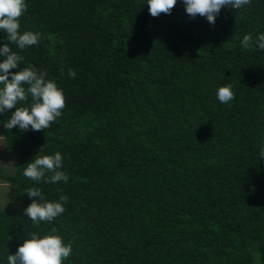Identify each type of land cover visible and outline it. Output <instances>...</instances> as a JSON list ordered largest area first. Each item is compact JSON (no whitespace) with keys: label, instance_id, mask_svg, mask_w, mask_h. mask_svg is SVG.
Masks as SVG:
<instances>
[{"label":"trees","instance_id":"16d2710c","mask_svg":"<svg viewBox=\"0 0 264 264\" xmlns=\"http://www.w3.org/2000/svg\"><path fill=\"white\" fill-rule=\"evenodd\" d=\"M26 4L20 31L40 42L9 46L66 106L38 132L5 129L15 109L0 114L16 153L6 197L18 200L0 210V264L35 232L71 243L63 264H264V50L241 47L264 33V0L222 8L214 26L182 0L156 18L147 0ZM228 84L223 104L216 91ZM43 146L62 154L67 183L23 175ZM30 187L49 202L67 196L65 212L34 224L23 215Z\"/></svg>","mask_w":264,"mask_h":264},{"label":"clouds","instance_id":"9594fccd","mask_svg":"<svg viewBox=\"0 0 264 264\" xmlns=\"http://www.w3.org/2000/svg\"><path fill=\"white\" fill-rule=\"evenodd\" d=\"M250 3L251 0H182L184 11L189 18L204 17L213 26L222 8L238 10ZM176 5L177 0H147L148 11L154 18L161 14L171 15ZM26 10V0H0V31L4 32L6 40L0 47V57H3L0 62V114L15 109L3 125L5 129L18 127L21 132H38L50 127L62 115L66 102L63 90L54 80L46 79V72L37 71L34 67L20 68L24 58L9 46L14 44L23 51L40 42L39 32L20 31V18ZM253 45L264 50V33H260L255 40L251 34L243 37L242 48L247 50ZM17 68L20 70L11 71ZM68 76L74 79L76 73L69 69ZM29 97L31 103L28 106L17 107V104L28 103ZM216 97L220 103L228 104L234 99L232 86L228 84L219 87ZM43 151L44 146L31 162L26 164L23 175L36 184L41 181L67 183L69 176L60 170L63 167L62 154L55 152L44 155ZM259 157L264 159V147H261ZM25 194L31 203L24 209L23 215L29 217L36 225L42 221L51 222L65 212L67 196L61 195L59 202H49L38 187L26 189ZM29 236L31 238L24 239L14 255L7 256V264H63L72 255L71 243L65 244L60 235L41 236L39 232H35L29 233Z\"/></svg>","mask_w":264,"mask_h":264},{"label":"rangeland","instance_id":"374dc122","mask_svg":"<svg viewBox=\"0 0 264 264\" xmlns=\"http://www.w3.org/2000/svg\"><path fill=\"white\" fill-rule=\"evenodd\" d=\"M3 145H4L3 153H4V155H5V157H6L7 161H8V164H9V166L6 165V167H7V169L8 168L10 169V172H8V174H10L12 172V170H13V161L15 159V154L16 153H15L14 150H12L11 148H9L6 145L5 141H4ZM5 145H6V147H5ZM1 152L2 151L0 150V153ZM1 189L2 190H0V210L8 212V211H11L12 209L16 208L17 205H18V200H16V199L10 200V199H8L6 197V189H7L6 186L1 188Z\"/></svg>","mask_w":264,"mask_h":264},{"label":"crops","instance_id":"0c3cea01","mask_svg":"<svg viewBox=\"0 0 264 264\" xmlns=\"http://www.w3.org/2000/svg\"><path fill=\"white\" fill-rule=\"evenodd\" d=\"M3 143H4V140H3L2 134L0 132V150L2 151L0 153V190H2L1 188L5 187V186L7 187V182L5 181L4 176L8 175V172H10V169L9 168L7 169V167H6V165L9 166V164H8V161H7L4 153H3V147H4ZM5 147H6V145H5ZM13 164H14V161H13Z\"/></svg>","mask_w":264,"mask_h":264}]
</instances>
